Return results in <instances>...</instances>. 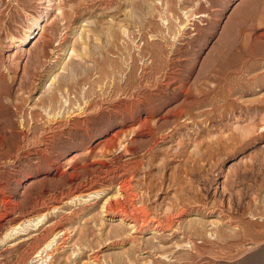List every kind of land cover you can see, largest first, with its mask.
Masks as SVG:
<instances>
[{"label":"rangeland","instance_id":"374dc122","mask_svg":"<svg viewBox=\"0 0 264 264\" xmlns=\"http://www.w3.org/2000/svg\"><path fill=\"white\" fill-rule=\"evenodd\" d=\"M89 263L264 264V0H0V264Z\"/></svg>","mask_w":264,"mask_h":264},{"label":"bare ground","instance_id":"6f19581e","mask_svg":"<svg viewBox=\"0 0 264 264\" xmlns=\"http://www.w3.org/2000/svg\"><path fill=\"white\" fill-rule=\"evenodd\" d=\"M135 15V14H134ZM111 33V32H110ZM108 35V34H107ZM110 37V36H109ZM27 40V38L26 39H24V40H22L23 42H25ZM90 50V49H89ZM88 50V51H89ZM69 66V65H68ZM70 68H71V66H70ZM56 80V79H55ZM89 103V102H88ZM85 104V103H84ZM88 107H89V105H88ZM87 113V112H86ZM89 114V113H88ZM111 140V139H110ZM110 140H108V141H106V143H105V146H109L111 143H112V140H111V143H110ZM130 145V144H129ZM99 166V165H98ZM134 168V167H133ZM112 171L110 172V174L109 173H107V174H105V175H99L98 177H99V182H101V183H103V184H109V185H111V184H113L114 182H117V188H116V191H115V193L112 195V196H109V197H107L106 199H105V201L103 202V204H102V206H101V213L103 214V216L104 217H107V218H115L116 216L118 217L119 216V220L121 221V222H126L127 223V221H129V220H132V222H133V224L132 225H130L131 227H137L138 225L137 224H139V222L141 223V219L143 218L142 217V215H141V213H142V211H141V213L140 212H138L137 210H134V208L132 209L131 207H133V204L132 203H134L133 202V199H132V197L134 198V196H135V194H134V196H133V194H131V192H130V189H129V187H127V177H126V175H125V172L124 173H122V171H121V173L119 172H114L113 171V169H111ZM115 170V169H114ZM129 170V169H128ZM104 171V170H103ZM107 171V170H106ZM105 172V171H104ZM103 172V173H104ZM109 172V171H108ZM99 173H101V172H99ZM96 174V173H95ZM128 175V174H127ZM131 181V180H130ZM87 182V181H86ZM97 182V181H96ZM92 184V183H91ZM129 184H131V182L129 183ZM86 185V184H85ZM97 185V184H96ZM95 185V186H96ZM132 185V184H131ZM131 185H130V187H131ZM83 186H84V184H83ZM99 187H100V185H99ZM112 187V186H111ZM96 187H94L93 186V184L92 185H89V186H87V187H85V189H84V192H87V193H89V196H91L92 194H98L99 195V193H100V190H102L101 188L99 189V188H97V189H95ZM83 189V188H82ZM105 189H107V188H105ZM104 189V190H105ZM106 191V190H105ZM113 192V191H112ZM81 193V192H80ZM79 193V194H80ZM132 193H134V192H132ZM83 195V194H82ZM51 196V195H50ZM136 196H138V195H136ZM135 196V197H136ZM57 197V196H56ZM62 198V197H61ZM63 199V198H62ZM61 199V200H62ZM135 199V198H134ZM56 201V200H55ZM57 201H58V199H57ZM56 201V202H57ZM53 202V201H52ZM52 202H50V203H52ZM55 202V203H56ZM68 202V201H67ZM136 202V201H135ZM49 204V203H48ZM45 205V204H44ZM50 206V205H49ZM54 208L56 207V206H53ZM48 208H51V207H48ZM53 208V209H54ZM48 210V209H47ZM51 210V209H50ZM46 213V212H45ZM151 214V213H150ZM42 216V215H41ZM146 216V215H145ZM145 219V218H144ZM146 219H148V216L146 217ZM151 219V218H150ZM154 219V218H153ZM9 220V219H8ZM102 220H104V218L102 217ZM112 220V219H111ZM144 221H146V220H144ZM148 221V220H147ZM154 221V220H153ZM152 221V222H153ZM182 221V220H181ZM58 222V221H57ZM150 222V221H149ZM131 223V222H130ZM154 223V222H153ZM161 223V222H160ZM160 223H159V225L158 226H160ZM170 223V222H169ZM172 223V222H171ZM102 224H104V223H102ZM143 224V223H142ZM158 224V223H157ZM167 224V223H166ZM173 224V223H172ZM177 224V223H176ZM49 225V224H48ZM140 225V224H139ZM129 226V227H130ZM156 226V228H154V229H156L157 230V228H158V226L157 225H155ZM171 226V225H170ZM164 228V227H163ZM166 228H168V227H166ZM172 228V227H171ZM168 229H170V228H168ZM132 230V229H131ZM67 231V230H66ZM65 231V232H66ZM115 231H117V230H115ZM136 231V230H135ZM67 233V232H66ZM7 235H8V233L4 236V238H3V242L5 241V240H7ZM69 238V237H68ZM66 239V238H65ZM49 240V239H48ZM36 241V240H35ZM64 241V240H63ZM44 242V241H43ZM53 242V241H52ZM50 240H49V242L47 243V242H45V243H47V248L50 246V244L52 243ZM63 243V242H62ZM43 245H45V244H43ZM42 250V249H41ZM45 250V249H44ZM44 250H42V251H40L39 250V254L38 255H41V256H43L42 254H43V251ZM46 251V250H45ZM38 253V252H37ZM97 256V255H96ZM39 257V256H38ZM49 257V256H48ZM93 258H95L94 256H93ZM96 259V258H95ZM102 260V259H101ZM97 261V260H96ZM90 264V263H89Z\"/></svg>","mask_w":264,"mask_h":264}]
</instances>
